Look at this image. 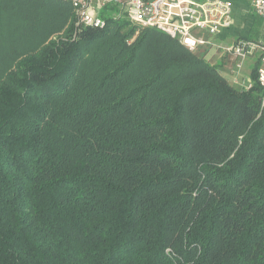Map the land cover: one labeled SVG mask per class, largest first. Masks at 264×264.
Returning a JSON list of instances; mask_svg holds the SVG:
<instances>
[{
	"label": "trees",
	"instance_id": "trees-1",
	"mask_svg": "<svg viewBox=\"0 0 264 264\" xmlns=\"http://www.w3.org/2000/svg\"><path fill=\"white\" fill-rule=\"evenodd\" d=\"M0 0V264H264V108L177 38Z\"/></svg>",
	"mask_w": 264,
	"mask_h": 264
},
{
	"label": "built area",
	"instance_id": "built-area-1",
	"mask_svg": "<svg viewBox=\"0 0 264 264\" xmlns=\"http://www.w3.org/2000/svg\"><path fill=\"white\" fill-rule=\"evenodd\" d=\"M68 2L77 23L94 29H104L109 20H127L141 29L155 28L177 38L193 52L204 51L205 56L217 55L229 63L235 83L251 87L250 80L240 78L245 61L259 58L258 82L263 90L264 108V43L239 39L223 46L216 40L233 23V3L226 0H63ZM255 15L264 21V0H253ZM221 62V63H222ZM217 64L218 63H213ZM234 71V72H233Z\"/></svg>",
	"mask_w": 264,
	"mask_h": 264
},
{
	"label": "crops",
	"instance_id": "crops-1",
	"mask_svg": "<svg viewBox=\"0 0 264 264\" xmlns=\"http://www.w3.org/2000/svg\"><path fill=\"white\" fill-rule=\"evenodd\" d=\"M226 1H230L233 3V14H234L235 20H234L233 25L230 28L222 32V34L218 38L219 43L223 46H226L239 39H249V40L251 39L252 41H259V42L262 39H264V21L258 18L253 12V9L251 6L253 0H226ZM251 15L254 17V20L249 19V16ZM261 42H264V40H262ZM200 53L201 54L204 53L205 55L204 51ZM206 58L209 60L210 56ZM257 59L258 58H256V60ZM211 61L213 63L219 64L221 72L225 76L223 69H222L223 64L221 63L223 60H219V57L213 54V56H211ZM232 83H235V82L232 81Z\"/></svg>",
	"mask_w": 264,
	"mask_h": 264
},
{
	"label": "rangeland",
	"instance_id": "rangeland-1",
	"mask_svg": "<svg viewBox=\"0 0 264 264\" xmlns=\"http://www.w3.org/2000/svg\"><path fill=\"white\" fill-rule=\"evenodd\" d=\"M233 19L235 20V17H234V15H233ZM249 19H252V20H254V17L251 15V16H249ZM76 21H77V19H76ZM76 25H78V26H81V27H83L82 25H80V24H78V23H76ZM138 34H136V36H137ZM252 38V37H251ZM253 39V38H252ZM251 40V39H250ZM258 40H260V39H258ZM262 40H264V39H262ZM261 40V41H262ZM260 41V42H261ZM216 42L217 43H219V41L218 40H216ZM257 42H259V41H257ZM264 43V42H263ZM255 60H256V57H251V58H249V59H247L246 61H245V63H244V65H243V68H242V70L240 71V78L241 77H243L244 79H247V81L248 80H250V77H249V75H250V73H251V70H252V68H253V66H254V63H255ZM215 62V61H214ZM222 64H223V66H222V69H223V72H224V74H225V76L228 78V80H230L231 82L232 81H234L235 80V75L231 72V69L229 68L230 66H229V63L227 62V61H225V63H223L222 62ZM217 65V64H216ZM219 65V64H218ZM2 65L0 64V67H1ZM234 72V71H233ZM236 86H239V87H246V83L245 84H243V82H238V83H234Z\"/></svg>",
	"mask_w": 264,
	"mask_h": 264
}]
</instances>
